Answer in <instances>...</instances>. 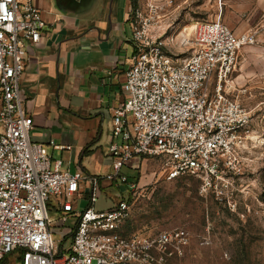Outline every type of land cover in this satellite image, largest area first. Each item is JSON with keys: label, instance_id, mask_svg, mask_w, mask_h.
<instances>
[{"label": "built area", "instance_id": "2783aa9c", "mask_svg": "<svg viewBox=\"0 0 264 264\" xmlns=\"http://www.w3.org/2000/svg\"><path fill=\"white\" fill-rule=\"evenodd\" d=\"M146 5L157 10L153 2ZM142 6L129 22L135 49L126 99L112 117V171L91 176L64 167L46 144L31 139L33 118L20 78L28 48L41 40L47 22L33 0H0V264H168L181 255L188 241L182 229L124 232L130 196L108 209L94 207L102 180L136 193L142 181L122 172L136 156L160 160L152 181L196 176L205 188L220 181L229 186L228 172L236 170L252 120L233 84L239 51L251 35L237 34L219 18L204 20L196 25L192 51L176 56ZM259 86L264 93V75ZM86 192L89 204L80 211L73 200ZM50 210L58 215L56 227L76 218L68 241L54 238Z\"/></svg>", "mask_w": 264, "mask_h": 264}, {"label": "rangeland", "instance_id": "374dc122", "mask_svg": "<svg viewBox=\"0 0 264 264\" xmlns=\"http://www.w3.org/2000/svg\"><path fill=\"white\" fill-rule=\"evenodd\" d=\"M131 2L132 10L142 4L144 16H153L154 32L169 37L168 50L176 56L192 51L196 25L204 20L219 18L237 34L247 32L252 41L240 49L239 61L246 71L255 69L261 73L255 77L257 84L242 92L252 120L236 170L228 172L229 186L220 181L205 188L196 176L172 180L160 177L152 181L151 172L160 170V160L144 161L139 157L144 165L136 193L130 194L125 186L115 189L111 182L103 180L102 185L108 182L110 185L99 189L96 209H107L121 196H130L131 215L124 222V232L153 234L167 229L184 230L187 245L181 255L169 257L168 264H264V93L259 86L264 75V0ZM147 2H153L157 10L150 11ZM131 164L132 159L127 165ZM73 201L80 211L89 204L85 196ZM50 214L55 219L54 238L68 241L72 233L69 229L76 218L70 217L65 226L56 227L58 215L52 210Z\"/></svg>", "mask_w": 264, "mask_h": 264}, {"label": "crops", "instance_id": "0c3cea01", "mask_svg": "<svg viewBox=\"0 0 264 264\" xmlns=\"http://www.w3.org/2000/svg\"><path fill=\"white\" fill-rule=\"evenodd\" d=\"M33 1L42 9L47 27L41 40L28 48L20 78L21 96L33 118L30 137L46 144L53 160L61 159L71 171L104 176L112 170V117L126 99V72L135 49L129 23L132 2L89 0L71 12L55 0ZM241 62L233 84L244 104L242 92L257 84L261 72L246 71ZM52 140L71 147H54ZM143 165L136 156L122 172L137 181Z\"/></svg>", "mask_w": 264, "mask_h": 264}, {"label": "water", "instance_id": "95a60500", "mask_svg": "<svg viewBox=\"0 0 264 264\" xmlns=\"http://www.w3.org/2000/svg\"><path fill=\"white\" fill-rule=\"evenodd\" d=\"M55 2L71 12H76L80 6L85 5L89 0H55Z\"/></svg>", "mask_w": 264, "mask_h": 264}]
</instances>
